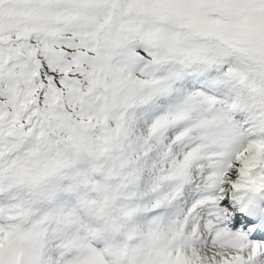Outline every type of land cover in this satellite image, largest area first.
Here are the masks:
<instances>
[{
    "label": "snow or ice",
    "instance_id": "obj_1",
    "mask_svg": "<svg viewBox=\"0 0 264 264\" xmlns=\"http://www.w3.org/2000/svg\"><path fill=\"white\" fill-rule=\"evenodd\" d=\"M262 193L264 0H0V264H264Z\"/></svg>",
    "mask_w": 264,
    "mask_h": 264
},
{
    "label": "bare ground",
    "instance_id": "obj_2",
    "mask_svg": "<svg viewBox=\"0 0 264 264\" xmlns=\"http://www.w3.org/2000/svg\"><path fill=\"white\" fill-rule=\"evenodd\" d=\"M258 202H259V201H258V199L256 198V203L258 204ZM221 206H222V207L224 206V205H223V202H222V205H221Z\"/></svg>",
    "mask_w": 264,
    "mask_h": 264
},
{
    "label": "rangeland",
    "instance_id": "obj_3",
    "mask_svg": "<svg viewBox=\"0 0 264 264\" xmlns=\"http://www.w3.org/2000/svg\"><path fill=\"white\" fill-rule=\"evenodd\" d=\"M219 192H220V190L219 189H217ZM222 194V193H221ZM197 195H199V193H197ZM264 199V198H263Z\"/></svg>",
    "mask_w": 264,
    "mask_h": 264
}]
</instances>
